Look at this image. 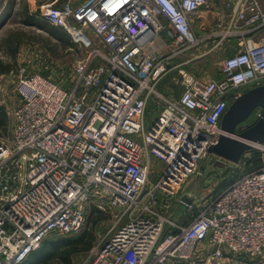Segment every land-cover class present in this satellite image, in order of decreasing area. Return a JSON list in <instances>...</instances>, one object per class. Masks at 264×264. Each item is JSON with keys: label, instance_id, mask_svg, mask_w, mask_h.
I'll return each instance as SVG.
<instances>
[{"label": "built area", "instance_id": "built-area-1", "mask_svg": "<svg viewBox=\"0 0 264 264\" xmlns=\"http://www.w3.org/2000/svg\"><path fill=\"white\" fill-rule=\"evenodd\" d=\"M208 5L85 0L37 11L91 52L75 65L72 90L19 70L13 145L0 141V264H22L49 236L78 235L94 206L116 223L85 264H225L264 253V164H244L189 225L164 212L182 205L176 195L218 143L229 106L264 85L260 1L225 0L212 30L196 35L191 18ZM234 40L240 48L220 61L218 79L182 69ZM173 71L177 100L157 91ZM250 146L264 161V144Z\"/></svg>", "mask_w": 264, "mask_h": 264}, {"label": "rangeland", "instance_id": "rangeland-1", "mask_svg": "<svg viewBox=\"0 0 264 264\" xmlns=\"http://www.w3.org/2000/svg\"><path fill=\"white\" fill-rule=\"evenodd\" d=\"M11 1V7H9L8 11H4L2 15L5 19L13 16L15 22L9 23L5 28H1L0 32V107L4 109L8 120L6 128L0 127V141L9 147L13 145L12 132L16 125L15 110L19 105V97L15 88L19 70L25 69L32 74H43L56 84L72 90L74 87L71 85L72 83L74 85L75 82V65L81 60L86 59L91 52V50L85 51L80 46H77L63 29L57 27V30H50L49 23L37 18V11L43 6L53 8L61 7L65 4L76 6L85 0H8V3H11ZM1 2L3 0H0V4ZM14 10L16 11L14 12ZM13 13H15V18ZM30 16L33 17L31 24L24 23ZM0 23H3L1 22V18ZM187 57L186 59L180 58L178 62H186L188 60ZM224 57L225 55L221 56L219 52L214 51L207 57H204L201 62L195 64L196 66L187 64L182 69L192 74L198 69L197 72L200 77H203L201 78L202 80H208L207 77L216 78L219 72L220 61ZM167 78H170L168 82L169 86L174 88V91L177 93L174 96V100H177L182 92V88L179 86V83L176 84L171 79L181 80L178 71H173ZM160 86L161 84L157 87V91L165 97L167 94H164ZM157 102L156 97L150 102L146 114L147 119L151 120L155 118ZM259 113L263 114L260 109H256L248 121L239 125L236 129L237 135L245 131V129L252 127L260 119ZM259 157L257 151L254 150L251 156L250 153H246L242 157V165H234L210 154V156L200 162L198 173L192 175L176 195L177 200L185 197L192 204L183 206L177 204L174 200L172 203L174 205H168V209L164 210V212L172 221H178L183 226L189 225L192 216L198 214V206L204 203L207 198L218 196L241 172L244 173V164H246L247 168L250 166V171L264 164V161ZM202 167L204 168L203 171H201ZM191 205L192 208L189 210L188 208ZM94 208L99 210L96 206L90 209ZM90 209L87 210L86 222L83 229L87 227L86 230H89L90 233L92 231L95 236L93 249L87 253L80 252L74 255L72 264H85L91 256L92 251L108 235L110 229L116 223V213L112 210L105 212L99 210L104 214V219H99L100 217L94 214L92 223L99 220L94 225L92 223L87 225ZM62 237L49 236V239L54 240ZM50 264L66 263L59 259H54ZM225 264H264V253L255 257L239 254L225 261Z\"/></svg>", "mask_w": 264, "mask_h": 264}, {"label": "water", "instance_id": "water-1", "mask_svg": "<svg viewBox=\"0 0 264 264\" xmlns=\"http://www.w3.org/2000/svg\"><path fill=\"white\" fill-rule=\"evenodd\" d=\"M256 109L263 113L260 119L237 135V127L248 121ZM224 114L220 123L223 134L218 143L211 146L210 154L237 165L242 156L251 150L250 144H264V85L251 88L239 96ZM181 201L183 206L192 204L185 197Z\"/></svg>", "mask_w": 264, "mask_h": 264}, {"label": "trees", "instance_id": "trees-1", "mask_svg": "<svg viewBox=\"0 0 264 264\" xmlns=\"http://www.w3.org/2000/svg\"><path fill=\"white\" fill-rule=\"evenodd\" d=\"M32 19V16L28 17L25 23L30 24L28 20ZM48 26L50 30H57V28L52 27L49 24ZM7 125L8 120L6 113L4 109L0 107V127L6 128ZM88 214L87 225L92 223V217L94 214H97L100 217L99 219H104V214L95 208L90 209ZM97 221L92 224L94 225ZM86 228H84L83 231L74 238L62 237L54 240H50L49 237L46 238L40 246L41 248L31 253V255L22 264H50V262L54 259H59L66 264H72L74 255H77L80 252L87 253L93 249L95 236L92 231L90 233L89 230H86Z\"/></svg>", "mask_w": 264, "mask_h": 264}, {"label": "crops", "instance_id": "crops-1", "mask_svg": "<svg viewBox=\"0 0 264 264\" xmlns=\"http://www.w3.org/2000/svg\"><path fill=\"white\" fill-rule=\"evenodd\" d=\"M224 1L225 0H208V4H209L208 8L202 9L200 12H198L196 15H194L191 18L192 19V27H193V30L195 31L196 35L201 36V35L205 34L206 32H209L210 30H212V28L214 27L216 20H217L216 10H217V8H220L223 6ZM258 1H260V4L264 10V0H258ZM11 4H12V1H11V3L10 2L8 3V0H6V1L3 0V2H1V4H0V16H1L0 18H1V22H3V23H0V32H1V28H5L9 25V23L15 22V20H13V16L5 19L2 15V13L4 11H8L9 7H11ZM15 11L16 10H14V12ZM14 14L15 13H13V15ZM14 18H15V15H14ZM28 21L31 24V20H28ZM50 26H52V25H50ZM52 27H54V26H52ZM206 45L210 46L211 42L207 43ZM239 48H240V43L237 40L228 41V42H225L223 44V47L221 49L222 51H219V53L221 56L222 55L227 56L228 54L234 53V51H237V49H239ZM187 56H188V58H190L191 56L196 57L197 55L195 53H190ZM199 62H201V60H199V61L197 60L195 62L188 64V65L196 66L195 64H198ZM197 70L195 72H193V74L192 73L191 74L195 78H199V79L203 78V77H200ZM219 76H220V74L218 72V75L216 78H210V77H207V78H208V80L209 79H218ZM171 80H173V78ZM169 81H170V78H166V79H163L161 81L162 83L160 82V84H161L160 87H161L162 91L164 92V94H167L165 96L171 95V92L174 90V88L169 86L170 85V84H168ZM165 82H167V83H165ZM72 85H73V83H72Z\"/></svg>", "mask_w": 264, "mask_h": 264}]
</instances>
